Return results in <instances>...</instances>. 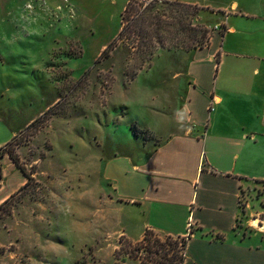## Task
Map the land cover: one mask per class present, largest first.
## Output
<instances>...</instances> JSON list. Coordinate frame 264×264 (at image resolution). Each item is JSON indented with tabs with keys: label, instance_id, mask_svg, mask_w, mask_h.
I'll use <instances>...</instances> for the list:
<instances>
[{
	"label": "rangeland",
	"instance_id": "374dc122",
	"mask_svg": "<svg viewBox=\"0 0 264 264\" xmlns=\"http://www.w3.org/2000/svg\"><path fill=\"white\" fill-rule=\"evenodd\" d=\"M126 3L0 0V148L14 137L9 150L31 178L0 204V264L135 260L105 165L157 145L186 54L224 26L200 8H171L152 44L116 41ZM7 179V189L19 180Z\"/></svg>",
	"mask_w": 264,
	"mask_h": 264
},
{
	"label": "crops",
	"instance_id": "0c3cea01",
	"mask_svg": "<svg viewBox=\"0 0 264 264\" xmlns=\"http://www.w3.org/2000/svg\"><path fill=\"white\" fill-rule=\"evenodd\" d=\"M164 1L209 12L224 28L186 54L185 85L157 145L105 165L108 203L129 214L130 242L145 231L186 238L182 264H264V233L249 226L264 214V0ZM12 171L19 180L7 189ZM26 183L1 155L0 204Z\"/></svg>",
	"mask_w": 264,
	"mask_h": 264
},
{
	"label": "trees",
	"instance_id": "16d2710c",
	"mask_svg": "<svg viewBox=\"0 0 264 264\" xmlns=\"http://www.w3.org/2000/svg\"><path fill=\"white\" fill-rule=\"evenodd\" d=\"M158 7L161 8L160 13H157L158 11L155 10ZM171 8L188 9L195 7L164 0H127L122 14V26L116 41L132 37L138 43H141V40L144 39V44H152L153 40L157 37L160 27L163 25L161 17L165 14V10ZM195 42L198 43L200 41ZM199 44L201 45L198 46L199 48L204 47L201 43ZM111 47L112 43L103 50L101 53L102 58L108 57L107 53L111 51ZM194 48L196 49V47ZM13 140L3 148H0V154H6L22 171L28 182L31 179L29 174L21 166L15 154L9 150ZM185 244L186 238L166 237L164 240H160L151 231H145L142 240L133 249L132 256L135 260L139 261V264H182Z\"/></svg>",
	"mask_w": 264,
	"mask_h": 264
},
{
	"label": "built area",
	"instance_id": "2783aa9c",
	"mask_svg": "<svg viewBox=\"0 0 264 264\" xmlns=\"http://www.w3.org/2000/svg\"><path fill=\"white\" fill-rule=\"evenodd\" d=\"M253 229L258 230L259 232L264 233V216H254L249 224ZM191 225L188 224V230H190Z\"/></svg>",
	"mask_w": 264,
	"mask_h": 264
}]
</instances>
